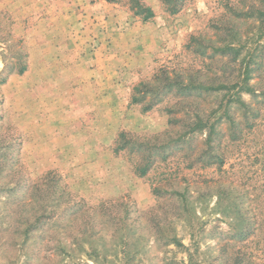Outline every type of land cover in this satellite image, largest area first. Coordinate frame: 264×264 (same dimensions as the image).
Wrapping results in <instances>:
<instances>
[{"label":"rangeland","instance_id":"1","mask_svg":"<svg viewBox=\"0 0 264 264\" xmlns=\"http://www.w3.org/2000/svg\"><path fill=\"white\" fill-rule=\"evenodd\" d=\"M0 264H264V0H0Z\"/></svg>","mask_w":264,"mask_h":264},{"label":"trees","instance_id":"2","mask_svg":"<svg viewBox=\"0 0 264 264\" xmlns=\"http://www.w3.org/2000/svg\"><path fill=\"white\" fill-rule=\"evenodd\" d=\"M106 1H115V0H106ZM138 5L141 9V11H138V14H143V15L145 14L144 15L145 20L149 19L150 17H153L154 13L151 8L145 7L144 5L141 4V2Z\"/></svg>","mask_w":264,"mask_h":264}]
</instances>
